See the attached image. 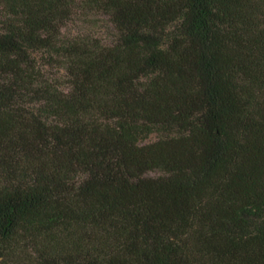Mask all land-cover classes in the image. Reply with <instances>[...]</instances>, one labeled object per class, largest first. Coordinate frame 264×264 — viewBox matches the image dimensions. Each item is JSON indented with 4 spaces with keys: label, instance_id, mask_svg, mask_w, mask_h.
Instances as JSON below:
<instances>
[{
    "label": "trees",
    "instance_id": "16d2710c",
    "mask_svg": "<svg viewBox=\"0 0 264 264\" xmlns=\"http://www.w3.org/2000/svg\"><path fill=\"white\" fill-rule=\"evenodd\" d=\"M0 264H264V0H0Z\"/></svg>",
    "mask_w": 264,
    "mask_h": 264
},
{
    "label": "rangeland",
    "instance_id": "374dc122",
    "mask_svg": "<svg viewBox=\"0 0 264 264\" xmlns=\"http://www.w3.org/2000/svg\"><path fill=\"white\" fill-rule=\"evenodd\" d=\"M96 23H98V24H100L99 22H96ZM75 24H79L78 26H79V28H89V27H91L90 25H94L95 27L98 25H96V24H94V23H91V24H80V23H75ZM76 25H72V24H70L69 26H68V28L73 32V30L75 29V30H77V28L75 27ZM95 27L94 28H92V29H95ZM45 70L47 71L46 73H47V75L48 76H51V77H53V78H58L57 80H60L61 78H62V70L59 68V67H57V66H54V65H45ZM156 138V134H153V135H151V137H150V140H154ZM155 174H157L156 172H149L148 173V175H150V176H154Z\"/></svg>",
    "mask_w": 264,
    "mask_h": 264
}]
</instances>
